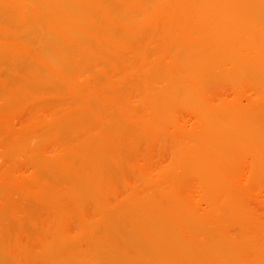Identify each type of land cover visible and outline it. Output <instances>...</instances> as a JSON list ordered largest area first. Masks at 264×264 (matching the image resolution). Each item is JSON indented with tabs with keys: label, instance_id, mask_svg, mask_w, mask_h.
<instances>
[{
	"label": "bare ground",
	"instance_id": "obj_1",
	"mask_svg": "<svg viewBox=\"0 0 264 264\" xmlns=\"http://www.w3.org/2000/svg\"><path fill=\"white\" fill-rule=\"evenodd\" d=\"M0 264H264V0H0Z\"/></svg>",
	"mask_w": 264,
	"mask_h": 264
}]
</instances>
